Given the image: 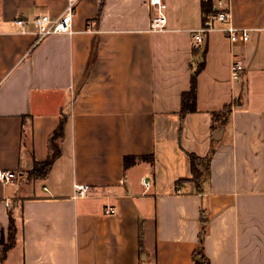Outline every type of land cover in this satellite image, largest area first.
I'll list each match as a JSON object with an SVG mask.
<instances>
[{
  "label": "crops",
  "instance_id": "1",
  "mask_svg": "<svg viewBox=\"0 0 264 264\" xmlns=\"http://www.w3.org/2000/svg\"><path fill=\"white\" fill-rule=\"evenodd\" d=\"M161 1V32L149 0H79L73 33L37 42L32 19L60 16L66 0H0V171L16 176L0 181V264H192L202 213L209 264H264V0H222L248 42L214 30L199 47L200 0ZM202 60L197 109L181 121ZM225 106L221 126L212 113ZM63 118L60 155L27 179ZM210 152L198 190L187 153ZM79 184L91 193L74 198Z\"/></svg>",
  "mask_w": 264,
  "mask_h": 264
},
{
  "label": "built area",
  "instance_id": "2",
  "mask_svg": "<svg viewBox=\"0 0 264 264\" xmlns=\"http://www.w3.org/2000/svg\"><path fill=\"white\" fill-rule=\"evenodd\" d=\"M79 0H66L65 7L60 16L52 18L49 15H40L32 19V24L36 30L37 42L47 36L53 34H72V22L75 16L77 3ZM152 14L149 23V29L152 32H161L166 28L165 4L161 0H149ZM215 14L203 22L202 26L193 32L194 46L204 44L205 37L214 30H220L232 43H246L250 40V34L247 29L235 28L228 23L230 20V12L224 5L222 0L214 3ZM224 24L220 28L215 27V23ZM16 25L24 26L27 21L16 20ZM244 64L241 60L235 58L231 64L230 72L233 80H239L244 72ZM15 174L10 171H0V181L4 184H10L15 181ZM142 184L149 187L150 182L146 178H142ZM92 188L87 185H76L74 198L84 197L91 193ZM112 208H108L106 213H111Z\"/></svg>",
  "mask_w": 264,
  "mask_h": 264
},
{
  "label": "trees",
  "instance_id": "3",
  "mask_svg": "<svg viewBox=\"0 0 264 264\" xmlns=\"http://www.w3.org/2000/svg\"><path fill=\"white\" fill-rule=\"evenodd\" d=\"M200 9L203 16V22L209 19L215 14L214 10V0H200ZM204 66V61L202 60L191 75L190 88L187 92L181 94V106H180V119H184L185 115L196 111V100H197V78ZM231 113V107L225 106L220 112L212 113L213 122L216 119L220 120V125H225ZM65 118L61 119L58 127L53 131L48 139V149L49 154L45 161L43 162H33L32 168L27 172V179L33 180L36 178L46 177L49 173L54 161L60 155V148L58 145V140L63 137L64 128H65ZM190 162L191 169V179L190 181L195 184L196 188L200 190L201 184L205 182L209 177L210 172V160L211 152L204 158H200L193 153H187ZM143 159H151L152 157H147ZM136 161L134 157H125L124 166L125 168L129 167ZM188 180H178L176 182V187L179 184L184 183ZM208 219L204 218L203 213L200 218V230H199V241L198 247L192 254V264H209L208 259L204 254V238L206 234V226ZM14 236V225L12 222L9 224L8 232V242L7 245L3 246V252L12 245ZM2 252V253H3ZM4 254V253H3ZM2 254V256H3ZM1 256V257H2Z\"/></svg>",
  "mask_w": 264,
  "mask_h": 264
}]
</instances>
